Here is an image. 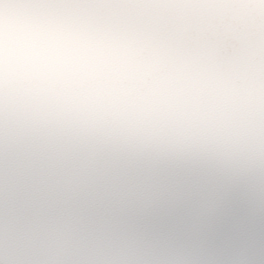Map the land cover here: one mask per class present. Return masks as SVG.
<instances>
[{
  "label": "clouds",
  "instance_id": "clouds-1",
  "mask_svg": "<svg viewBox=\"0 0 264 264\" xmlns=\"http://www.w3.org/2000/svg\"><path fill=\"white\" fill-rule=\"evenodd\" d=\"M0 264H264V0H0Z\"/></svg>",
  "mask_w": 264,
  "mask_h": 264
}]
</instances>
